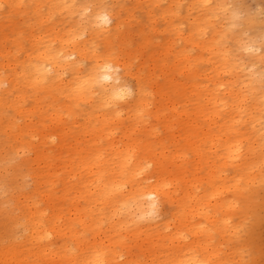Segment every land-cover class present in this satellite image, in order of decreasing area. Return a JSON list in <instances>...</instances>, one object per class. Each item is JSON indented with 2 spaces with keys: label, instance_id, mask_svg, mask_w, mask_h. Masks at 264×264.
Segmentation results:
<instances>
[{
  "label": "bare ground",
  "instance_id": "1",
  "mask_svg": "<svg viewBox=\"0 0 264 264\" xmlns=\"http://www.w3.org/2000/svg\"><path fill=\"white\" fill-rule=\"evenodd\" d=\"M24 1L0 0V30L4 24L11 31L20 23L28 27L25 39L31 51L37 52L33 58L32 52L26 54L28 62L20 72L22 86H29L35 94L45 87L54 90L50 119L57 128V163L49 165L59 186L56 199L47 200L45 207L26 203L29 236L37 241L47 232L69 236L84 252L82 264H106L110 254L115 256V247L124 243L122 238L129 235L147 241L152 250L172 247L185 231L193 236L206 232L211 237L212 231L228 230L232 215L224 218L219 230V214L235 212L239 203H247L250 184L262 174L264 104L255 90L247 87L234 61L223 54L218 28L211 21L210 1L188 2L187 11L198 6L200 12L186 32L172 20L177 14L174 5L180 6V0H171L161 9L164 29L183 42L173 54L170 41L160 51H147L150 40L143 33L133 48L129 30L123 28L122 8L112 12L111 27L99 31L81 22L57 27L55 14L79 9L71 0ZM43 2L49 6L45 11L41 10ZM93 3L99 6L100 0ZM27 12L32 21L13 19ZM147 15L155 22L153 9H148ZM206 26L211 27L208 38ZM84 28L85 38L78 39ZM19 32H14L13 41L18 42ZM7 39L2 33L0 41ZM46 42L49 44L41 50L40 45ZM191 44L204 49L207 56H193L187 49ZM70 54L75 58L64 61ZM105 64L119 66L121 84L129 83L127 78L132 80L129 84L136 95L131 100L105 106L120 87L115 78L107 83L100 80ZM37 65L52 67L46 82L34 71ZM178 75L185 80H179ZM22 98L18 93L12 99L0 96L1 128L16 141L25 131L29 133L30 125L27 129L16 125L5 110L12 108L20 114ZM20 115L28 117L29 113L24 110ZM35 156L46 163L48 154L43 148ZM228 166L231 175L220 173ZM149 194L159 200V218L139 221L136 209ZM195 218H203L213 229L194 222ZM87 233L91 238L88 243ZM57 249L51 253H58L61 264L72 261L66 254L67 243ZM206 260L183 254L158 264H208Z\"/></svg>",
  "mask_w": 264,
  "mask_h": 264
},
{
  "label": "rangeland",
  "instance_id": "2",
  "mask_svg": "<svg viewBox=\"0 0 264 264\" xmlns=\"http://www.w3.org/2000/svg\"><path fill=\"white\" fill-rule=\"evenodd\" d=\"M71 1L74 2L73 7L75 8H79L80 4L85 2V0ZM189 1L180 0V6L174 5L173 8L177 13L172 18L173 24L178 25L184 32L197 11L200 12L198 6H193L187 11L186 7ZM209 1L214 14L211 16V21L218 28L217 34L220 39L222 35H227L226 48L233 52L236 51L240 43L254 37L258 30L264 28L262 24L252 23L228 31L230 23L228 18L232 9L236 7H240L242 10L254 9L256 5L252 3V0H243L242 4H235L233 0ZM28 2L25 0L24 4ZM259 2L264 3V0H259ZM170 3L171 0H155L153 2L151 0H111L110 7L112 12L122 8L120 16L124 19L123 28L129 30L133 48L137 46L140 33H143L150 40L146 48L147 51L152 49L160 51L163 45L170 41L173 54L183 46V42L172 31L164 29L166 21L160 16L161 9L169 6ZM47 7L49 6L46 2L41 4L42 11H45ZM223 7L226 9V13L221 11ZM148 9H153L155 13V22L153 23L148 18ZM77 11L76 9L72 13L55 14L54 22L57 23V27L81 22ZM22 18L27 22L33 20V16L28 12L23 13V16L14 15L13 19L20 23ZM4 22L7 23V18H4ZM152 24H154V28ZM4 25L3 30H0V36L5 33L8 39L0 41V74L1 78L7 81L8 87L0 89V96L3 99H6V96L8 99H12L15 93L22 94L23 98L20 103L23 111L20 114L25 110V113H29L28 117L16 113L12 108H7L5 111L16 125L23 126L25 129H27V124L30 126L28 127L29 133L24 129L22 139L16 141L1 128L0 122V264H61L58 253L52 254L51 252L58 251L57 248L64 242L68 244L66 254L72 256L73 259L63 264H82L84 252L78 249L77 240L69 236L61 237L58 234L47 232L45 238L37 241L29 236L28 231V235L22 240L17 241L13 238L14 225L22 220L25 221L26 203L35 202L40 207H45L47 200H55L59 194V186L54 180V176H51L52 166L49 165V162L53 165L57 163L54 156L56 155L57 128H55L52 118L50 119L54 108L52 102L54 90L45 87L35 94L29 86H22L20 72L28 62L26 54L32 52L30 44L25 39V35L29 33L28 27L20 23L17 25V29H14L15 31H11L7 27L8 24ZM204 29H206L205 38H208L211 35V27L206 26ZM16 31H21L17 34L18 42L12 40ZM38 31L35 30L36 33ZM245 32H247V36ZM47 43L40 45L41 50ZM55 43H52V48ZM187 49L193 56L200 53L207 56V52L196 45H187ZM36 52L31 53L32 58ZM172 54L169 57H172ZM241 58L246 62H252L249 57L241 56ZM255 59L259 60V57ZM201 64L204 65L200 61L199 66ZM225 77L227 76L225 75ZM178 79L185 80L180 75H178ZM127 81L130 84L132 82L129 78ZM12 85L14 88L11 87ZM20 87L22 90H19ZM11 90L14 91L12 94ZM262 114L264 120V110ZM241 126L244 128L243 125ZM43 148L48 154L46 163L35 156ZM25 150L30 154L23 155ZM261 170L260 178L253 186L250 184V200L247 203H239V210L237 209L235 212L231 209L228 213L219 214L216 223L219 230L224 227V218L229 214L232 215L231 226L228 224V230L220 233L210 230L212 231L211 237H208L206 232L193 236L185 231L184 236L180 237V242L176 241L177 244L174 242L172 247H156L152 250H149L151 246L147 241L129 235L122 238L124 243L115 247V256L111 258L112 254H110L106 264H158L174 257H181L183 254L197 255L207 259L208 264H264V162ZM231 171L228 166L222 168L220 173L231 175ZM27 183H32V187L25 191L24 187ZM194 222H201V226L205 228L209 226V229H213L211 224L208 225L203 218H195ZM85 240L86 243L91 240L90 234H86ZM44 247L47 248L45 251ZM121 256L123 259H120Z\"/></svg>",
  "mask_w": 264,
  "mask_h": 264
},
{
  "label": "clouds",
  "instance_id": "3",
  "mask_svg": "<svg viewBox=\"0 0 264 264\" xmlns=\"http://www.w3.org/2000/svg\"><path fill=\"white\" fill-rule=\"evenodd\" d=\"M235 4H242L243 0H233ZM252 3L256 5L254 9L242 10L240 7L233 8L231 15L229 16V28L228 31L241 26L252 23H259L264 25V3H260L259 0H252ZM111 0H100L99 6L93 3V0H85L84 3L80 4L77 14L80 21L83 24H87L93 29L99 31H105L109 29L113 23L112 9L110 7ZM95 8V11L93 10ZM87 33V28H84L78 35V39H84ZM203 35V34H202ZM247 36V32H245ZM227 35H222L218 44L225 49L224 55L228 56L234 61L236 70L242 74L244 80L247 82V87L254 89L255 93L258 94V99L261 104H264V28L258 30L254 37L240 43L235 52L226 48ZM242 54V55H240ZM61 53H57V56H61ZM241 56L249 57L250 61H244ZM259 57V60L255 58ZM74 54L64 56L63 60L74 59ZM82 66V64L80 65ZM34 71L40 77L41 82H46L48 77L52 75L53 69L47 65H37L34 67ZM100 80L105 83L115 78L116 83L120 85L118 90L114 91L105 104L106 107H115L117 103L127 102L131 100L136 92H133L131 85L127 82L121 84V77L119 73L121 69L119 66L112 64H105L101 67ZM7 81L0 79V89L7 88ZM122 114V113H118ZM30 153L25 150L23 155H29ZM146 167H150L147 165ZM27 179V178H26ZM32 183H27L24 190L31 189ZM159 200L154 194H149L143 198V202L136 209L139 213L136 219L144 221L147 219L159 218ZM28 227L25 221H20L14 225V236L13 238L17 241L22 240L28 235ZM123 259V256L120 257Z\"/></svg>",
  "mask_w": 264,
  "mask_h": 264
}]
</instances>
